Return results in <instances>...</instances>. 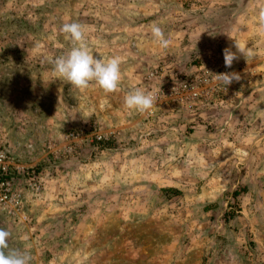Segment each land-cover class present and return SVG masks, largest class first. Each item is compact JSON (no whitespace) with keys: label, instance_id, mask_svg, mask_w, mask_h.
Instances as JSON below:
<instances>
[{"label":"rangeland","instance_id":"obj_1","mask_svg":"<svg viewBox=\"0 0 264 264\" xmlns=\"http://www.w3.org/2000/svg\"><path fill=\"white\" fill-rule=\"evenodd\" d=\"M261 7L0 0V146L34 170L12 177L20 206L0 205L10 248L31 264H264ZM65 22L85 27L94 56L123 58L116 92L54 74L51 60L71 48ZM235 40L248 55L225 68ZM231 71L240 79L216 80ZM133 86L155 92L149 113L124 107Z\"/></svg>","mask_w":264,"mask_h":264},{"label":"clouds","instance_id":"obj_2","mask_svg":"<svg viewBox=\"0 0 264 264\" xmlns=\"http://www.w3.org/2000/svg\"><path fill=\"white\" fill-rule=\"evenodd\" d=\"M258 21L264 25V7L259 10ZM60 32L70 41L71 48L67 54L51 60L54 74L80 90L87 89L91 82H95L105 93L116 92L121 82L123 58L119 55L108 59L103 58L100 54L94 56L87 45L85 27L79 22L63 23ZM151 34L161 48L169 47L170 40L165 36L160 26L153 24ZM233 47L235 51H233ZM247 55V46L235 40L233 46L223 49L225 68H231L234 61ZM215 78L218 82L228 86L234 80H239L240 76L239 73L231 71L218 73ZM123 104L128 110L145 114L156 106L157 96L152 90L133 86L124 96ZM10 236L11 233L7 229L0 228V264H31L30 251L10 248L8 243Z\"/></svg>","mask_w":264,"mask_h":264},{"label":"built area","instance_id":"obj_3","mask_svg":"<svg viewBox=\"0 0 264 264\" xmlns=\"http://www.w3.org/2000/svg\"><path fill=\"white\" fill-rule=\"evenodd\" d=\"M195 95L196 92H193ZM95 140H100L101 136L95 135L92 136ZM17 160H14V157L11 156L10 152L4 146H0V205L10 204L13 206H20V192L16 191L13 188L12 177L21 174V172H25L26 174H30L33 176V170L30 168H23ZM30 176L32 180L30 185L34 190L38 189V185L36 180H34ZM19 208V207H18Z\"/></svg>","mask_w":264,"mask_h":264},{"label":"trees","instance_id":"obj_4","mask_svg":"<svg viewBox=\"0 0 264 264\" xmlns=\"http://www.w3.org/2000/svg\"><path fill=\"white\" fill-rule=\"evenodd\" d=\"M106 145H107L106 142H97V143H95V146H96V147H99V148H101V147H105ZM33 171H34V170H33ZM0 177H3V176L0 175ZM237 194H238V190H233V191L230 193V195H231L232 197L237 196ZM232 216H233L232 214H229V215L226 216V218H231Z\"/></svg>","mask_w":264,"mask_h":264}]
</instances>
